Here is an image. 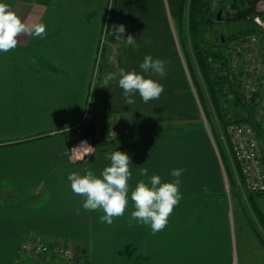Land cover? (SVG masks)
Returning a JSON list of instances; mask_svg holds the SVG:
<instances>
[{
    "label": "crops",
    "instance_id": "1",
    "mask_svg": "<svg viewBox=\"0 0 264 264\" xmlns=\"http://www.w3.org/2000/svg\"><path fill=\"white\" fill-rule=\"evenodd\" d=\"M0 2L22 22L46 25L43 38L24 34L15 49L0 52V264H264V227L248 212L239 186L229 183L202 123L180 52L181 0ZM121 24L124 35L113 27ZM129 34L136 51L125 42ZM145 55L168 62L166 77L142 72ZM120 69L151 77L164 92L148 103L137 94L134 104H126ZM109 73L116 79L102 87ZM95 93L93 125L157 129L102 142L93 156L76 162L67 134L83 122ZM169 125L185 132H166ZM116 150L130 156V188L152 175L172 182L171 170L185 169L182 199L162 231L152 234L135 222L129 227L130 198L124 216L107 225L100 222L102 211L85 210L84 197L72 192L70 173L83 175L88 168L99 177L110 166L106 154ZM140 168L148 175L141 176ZM256 207L264 220V196ZM25 241L66 245L76 256L20 252Z\"/></svg>",
    "mask_w": 264,
    "mask_h": 264
},
{
    "label": "trees",
    "instance_id": "2",
    "mask_svg": "<svg viewBox=\"0 0 264 264\" xmlns=\"http://www.w3.org/2000/svg\"><path fill=\"white\" fill-rule=\"evenodd\" d=\"M260 2L264 0H181L177 23L180 52L230 184L238 185L228 154L231 149L228 130L232 125L251 126L264 153V115H261L264 110L259 102L261 97L259 94L247 95L244 92L243 67L242 72L233 69L229 50L233 42L261 33L253 22L258 16L256 7ZM139 126L141 134H149L157 129L151 124L142 123ZM166 127V132H185L184 128L174 129L172 125ZM67 135L70 147L81 138L72 132ZM246 193L252 207H256V198L264 195L249 191ZM257 212L256 218L264 227L261 213Z\"/></svg>",
    "mask_w": 264,
    "mask_h": 264
},
{
    "label": "clouds",
    "instance_id": "3",
    "mask_svg": "<svg viewBox=\"0 0 264 264\" xmlns=\"http://www.w3.org/2000/svg\"><path fill=\"white\" fill-rule=\"evenodd\" d=\"M113 27L116 32L124 35L123 24ZM24 34L43 38L46 34V25L42 22H22L9 4L0 2V52L15 49L18 37ZM125 42L133 51L139 49L133 35L129 34ZM167 63L165 60L145 55L139 67L143 73H151L163 78L167 75ZM114 79H116L115 74L109 73L102 87L108 88L109 82ZM118 85L123 90L128 105L135 103L134 97L137 94L144 103H148L159 99L164 92V86L161 83L151 77L145 78L135 70L120 69ZM83 151L84 155L93 154L94 148L87 146ZM105 158L110 160V166H106L99 177L88 168L84 170L83 175L77 172L68 175L72 192L84 197L82 207L89 211H102L100 222L112 225L114 218L124 216L130 198L134 211L131 212L128 220L129 227H132L135 222L149 226L152 234L162 231L167 226L175 206L182 199L180 177L185 169H172L170 175L175 178L172 182L162 183L159 175H152L147 182L139 180L134 188H130L129 181L132 177L130 156L116 150L106 154ZM140 175L147 176L148 169L140 168ZM76 211L79 214L80 209L77 208Z\"/></svg>",
    "mask_w": 264,
    "mask_h": 264
},
{
    "label": "built area",
    "instance_id": "4",
    "mask_svg": "<svg viewBox=\"0 0 264 264\" xmlns=\"http://www.w3.org/2000/svg\"><path fill=\"white\" fill-rule=\"evenodd\" d=\"M256 11L259 15L253 19V22L261 33L235 41L230 45V50H232V63L234 62L235 69L243 71L244 92L247 95L259 94L261 97L259 102L264 110V2L257 5ZM93 96L94 94L89 96L83 122L72 130V133L81 137L70 147V155L76 162L93 156L102 142L110 143L141 134L138 123L108 128L93 125L91 110ZM262 114L264 115V111L261 112ZM228 133L231 138V149L228 154L232 159L233 170L242 193L244 195L247 194L246 191L264 193V153L255 131L247 124H235L229 128ZM87 146L94 148L93 154L84 155L83 149ZM19 250L32 255L55 256L62 260H69L76 256L72 247L35 241H25Z\"/></svg>",
    "mask_w": 264,
    "mask_h": 264
},
{
    "label": "rangeland",
    "instance_id": "5",
    "mask_svg": "<svg viewBox=\"0 0 264 264\" xmlns=\"http://www.w3.org/2000/svg\"><path fill=\"white\" fill-rule=\"evenodd\" d=\"M258 14V13H257ZM259 15V14H258ZM176 20L174 19L173 20V22H175ZM176 23V22H175ZM257 27V26H256ZM234 43V42H233ZM232 43V44H233ZM232 44H230V45H232ZM229 50H230V48H229ZM230 54H231V58H232V50H230ZM102 55H103V53H102ZM232 61H233V58H232ZM232 64H234V62L232 63ZM233 69L235 70V67L233 66ZM97 80V79H96ZM201 118H202V123H203V126H204V128H206V129H208V127H207V125H206V119L204 118V114H203V112H202V110H201ZM180 129V127H178V126H175L174 127V129ZM208 131V130H207ZM221 137H223V133H221ZM220 142H222L221 141V139H220ZM230 162L232 163V159L230 158ZM223 168V167H222ZM237 182H238V179H237ZM238 186L240 187V184H239V182H238ZM243 196V200H244V202H245V204H246V208H247V210H248V212L253 216V218H255V219H257L256 217V215H257V211H258V209H256V207H252L250 204H249V201H248V198H247V195H242ZM262 196H264V195H262ZM262 196H259V197H262Z\"/></svg>",
    "mask_w": 264,
    "mask_h": 264
},
{
    "label": "water",
    "instance_id": "6",
    "mask_svg": "<svg viewBox=\"0 0 264 264\" xmlns=\"http://www.w3.org/2000/svg\"><path fill=\"white\" fill-rule=\"evenodd\" d=\"M221 16V12H219L218 17ZM263 165H264V157H263Z\"/></svg>",
    "mask_w": 264,
    "mask_h": 264
},
{
    "label": "bare ground",
    "instance_id": "7",
    "mask_svg": "<svg viewBox=\"0 0 264 264\" xmlns=\"http://www.w3.org/2000/svg\"><path fill=\"white\" fill-rule=\"evenodd\" d=\"M91 86V85H90Z\"/></svg>",
    "mask_w": 264,
    "mask_h": 264
}]
</instances>
